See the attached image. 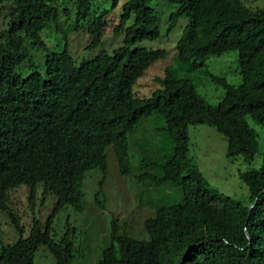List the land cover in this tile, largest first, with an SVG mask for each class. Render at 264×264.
Wrapping results in <instances>:
<instances>
[{"label": "trees", "instance_id": "1", "mask_svg": "<svg viewBox=\"0 0 264 264\" xmlns=\"http://www.w3.org/2000/svg\"><path fill=\"white\" fill-rule=\"evenodd\" d=\"M167 1L176 5L169 27L178 16L187 19L175 44L182 63L192 67L209 55L237 51L238 84L209 73L224 88L215 105L168 67L155 77L158 87L149 96L133 92L146 67L167 55L164 48L138 44L159 36L149 0H124L110 27L123 31L122 43L110 52L100 48L78 64L66 48L47 47L41 31L72 12L73 27L83 28L91 45H97L108 28L110 9L93 0H0V209L20 228L18 216L6 205L8 190L40 183L43 193L56 197L44 224L34 219L28 236L1 244L0 264H32L40 245L55 264H83L76 260L67 231L58 238L51 234L53 217L67 205L83 209L87 170L100 168L103 184L108 145L119 172L132 173L127 134L154 112L165 122L172 152L160 166L161 175L143 172L136 178L156 185L169 181L180 187L181 199L159 206L143 220V239L118 231L112 219L96 264H264V131L259 140L248 121L264 130V0L255 5ZM32 45L46 51L42 68L22 75L18 69L26 65ZM201 123L215 126L226 138L227 157L247 163L258 158V165L238 170L248 189L245 202L209 186L189 156L188 127ZM94 197L99 200L98 191Z\"/></svg>", "mask_w": 264, "mask_h": 264}, {"label": "rangeland", "instance_id": "2", "mask_svg": "<svg viewBox=\"0 0 264 264\" xmlns=\"http://www.w3.org/2000/svg\"><path fill=\"white\" fill-rule=\"evenodd\" d=\"M93 1L99 4V8L110 9L107 17L108 28L97 45H91V37L87 31L73 27L72 12L69 15L61 14L59 24L49 22L40 33L47 47L54 51L66 48L76 64L82 58L93 56L100 48L110 52L122 43L123 31L114 32L110 27L116 22L124 0H118L116 5H112V0ZM244 2L255 5L261 4L262 0ZM148 4L157 13L159 36L138 44L146 48H164L167 55L146 67L144 73L133 84V92L138 96H149L151 91L158 87L155 77L161 76L168 67L175 76L190 79L208 103L217 104L224 93V88L214 83L209 73L222 75L229 83L238 84L241 77L236 60L237 51L228 50L221 54L209 55L197 60V65L188 67L177 58L175 50L176 41L186 24V17L178 16L169 27L170 13L175 10L176 5L167 0H149ZM28 48L30 58L26 60V65L18 69L22 75H26L33 68L41 70L40 63L46 52L33 45ZM29 62L31 66L27 65ZM248 121L257 130L260 140L263 128L250 118ZM188 133L190 137L188 154L197 162L208 185L245 202L248 198V189L239 178L238 170L258 165V158L247 163L241 157L234 159L227 157L226 138L209 123L190 125ZM127 139L132 173L119 172L113 147L108 145L103 184H99L103 174L100 168L87 170L82 184L83 209L78 211L67 205L53 217L51 234L58 238L67 231L75 246L76 260L83 264H96L101 248L108 243L112 219L115 220L118 231H125L132 237L143 239L146 238L143 220L152 216L159 206L181 199L180 187L169 181L156 185L148 180L136 178L137 174L143 172L161 175L160 166L172 152V140L165 129L164 120L156 112L140 118L128 132ZM96 191L99 192L98 201L94 197ZM55 199L53 193L42 192L40 183L20 184L8 190L6 205L18 216L20 228H16L8 213L0 209V246L13 243L20 236H28L34 219L44 224L52 212ZM32 264L55 263L46 246L40 245L34 253Z\"/></svg>", "mask_w": 264, "mask_h": 264}]
</instances>
